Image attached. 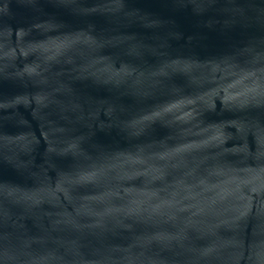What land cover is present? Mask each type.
<instances>
[{"label":"water","instance_id":"1","mask_svg":"<svg viewBox=\"0 0 264 264\" xmlns=\"http://www.w3.org/2000/svg\"><path fill=\"white\" fill-rule=\"evenodd\" d=\"M0 264H264V0H0Z\"/></svg>","mask_w":264,"mask_h":264}]
</instances>
